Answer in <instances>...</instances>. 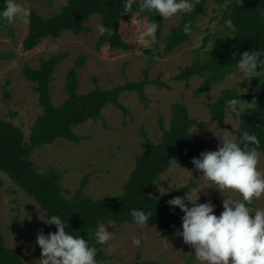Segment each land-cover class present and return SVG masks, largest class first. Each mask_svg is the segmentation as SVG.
<instances>
[{
	"label": "rangeland",
	"instance_id": "rangeland-1",
	"mask_svg": "<svg viewBox=\"0 0 264 264\" xmlns=\"http://www.w3.org/2000/svg\"><path fill=\"white\" fill-rule=\"evenodd\" d=\"M67 1L17 0L25 8L30 11L35 9L46 18L60 12ZM226 7V2L219 4L214 0L210 1L198 19L190 39L165 56L162 55L164 49L162 40L158 41L154 37L144 42L138 41L139 33L149 21L147 18L140 19L132 12L125 13L120 22L122 36L132 46L130 50L111 48L107 43L98 44L101 34L97 25L102 24L99 14L85 20L88 28L85 33L64 31L56 39L52 37L43 39L29 51L23 48L29 30V17L15 21L10 27L0 26V51L9 54L8 58L0 59V117L22 127L26 139L29 140L31 128L43 108L34 91V83L25 79L23 68L25 64L37 68L42 59L66 53V58L55 69L51 83L55 105H60L66 100L68 95L65 82L68 70L81 57H84V64L78 70L81 93L90 91L97 84L109 89L128 80H141L147 69L151 80L160 77L171 87L168 89L148 85L146 93L150 98L149 107L140 102L135 92H123L121 100L129 108V114L109 105L103 110V119L89 120L74 129L83 137L81 141L58 138L52 144L35 149L32 154L34 166L41 171L50 168L59 171L62 174L65 192L73 194L83 178L90 175L86 187L88 195L102 198L122 193L123 186L135 167L136 158L143 151L142 131L154 141L160 142L163 134L160 120H163L166 127L169 126L172 106L176 102L188 106L191 116L196 120L192 130L204 138V151L216 150L219 141L215 132L219 134L221 131H233L237 136L239 120L228 107L224 122L212 121L206 104L216 101L223 89L236 88L241 93L252 95L251 98L238 102L241 108L257 106L259 100L254 95L261 89V84H252L247 78L243 81L242 75L236 70L224 81L197 97L194 91L202 83V77H193L189 85L185 81L175 80L174 77L182 68L203 57L206 51L222 41L226 29L221 18ZM181 16L182 14H178L164 19L166 23L164 36L169 33L171 27L179 24ZM206 37L208 43L204 46ZM94 78H97V82ZM7 92L9 97L5 96ZM258 168L264 172L263 153L259 155ZM200 174L193 169L192 163H179L161 176L160 181L154 186V193L161 194V191H167L171 187L191 185L189 186L191 189L206 184L207 181L199 177ZM223 199L224 196L219 191L207 188L201 190L199 202L211 200L213 204H222ZM251 208L253 211L264 208V197L253 201ZM175 211L181 212L178 207ZM41 218L47 219L35 199L14 183L8 174L0 171V221L5 244L8 247L25 244L27 264H39L41 258V249L36 244L37 233L43 231L47 234L51 231V225ZM111 224L106 227L113 233V239L102 247L114 263L132 264L140 258L157 261L160 264H184L194 255L193 249L184 244L181 237L167 240L160 236L158 229L147 224L143 228L135 224L115 222ZM133 238L141 239L139 247L132 244Z\"/></svg>",
	"mask_w": 264,
	"mask_h": 264
},
{
	"label": "trees",
	"instance_id": "trees-1",
	"mask_svg": "<svg viewBox=\"0 0 264 264\" xmlns=\"http://www.w3.org/2000/svg\"><path fill=\"white\" fill-rule=\"evenodd\" d=\"M212 0H197L191 14H182L180 22L169 29L164 36L166 23L157 14H138L140 19L147 18L149 23L156 22L159 27L155 37L164 42L162 55L172 53L180 44L187 42L198 19L203 15L208 4ZM219 4L227 3L221 22L225 24L231 20L235 32L226 33L219 44L206 51L203 57L197 58L190 65L181 69L175 80L185 81L189 85L195 76L203 78L202 83L195 89L197 97L202 96L212 86L226 79L229 74L237 70L236 60L244 51H258L264 48V0H243L241 5L236 0H214ZM4 0L0 1L3 7ZM135 11L136 5L133 6ZM123 0H68L62 10L52 17H44L37 10L32 9L29 16V30L23 42L25 51L34 49L43 39L61 36L64 31H72L76 34L85 33L88 28L85 20L99 14L101 23L113 29V34L100 35L98 44H109L111 48L132 49L120 30V22L123 12ZM132 11V13H134ZM189 24L191 31L185 34L184 26ZM10 27L11 25L0 24ZM229 34L233 37H228ZM208 43L205 38L204 46ZM9 54L0 51V59H6ZM66 58V53L53 55L48 59H42L39 67L34 68L25 64L23 75L26 80L34 83V91L38 95L39 103L43 108L42 113L36 119L31 128L29 140L22 127L13 121L0 117V171L5 172L22 190L32 196L44 211L48 218L51 215H60L66 222L69 231L75 235H82L90 244L97 248L99 264H117L112 262L110 256L104 251L102 245L95 244L89 235L94 232L101 223L115 222L118 224H135L130 215L131 209L151 212L152 217L147 225L158 229L160 236L173 240L177 229L181 227L182 212L172 213L167 201L175 196H182L188 191L189 186L170 190L163 195L154 193V186L160 181L161 176L170 169L168 161L175 159L176 166L179 163H192L193 157H199L205 150V142L202 135L192 129L196 120L191 116L188 106L182 102H176L172 106V116L168 127L160 120V128L163 131L162 139L156 142L145 131L143 151L136 158L135 167L126 180L123 191L117 195H106L102 198H94L86 193L89 176L86 175L79 188L73 193L65 192L62 186V174L54 168L39 170L32 162V154L35 149L52 144L58 138L79 142L83 137L75 132V128L89 120L103 119V110L109 105L121 109L129 114V108L122 102L123 92H135L140 102L149 107L150 98L146 93V87L150 84L159 88L171 86L160 77L154 80L149 78L150 73L145 70L141 80H128L112 88H102L96 85L86 93H81L78 78V70L84 64L81 57L67 73L65 89L66 100L60 105H55L52 98L51 83L54 79V71ZM259 70V65H258ZM97 82V78H94ZM252 84H261V89L254 96L259 100L257 106L241 108L243 114L239 120L237 138L243 130L255 134L259 141V154H264V76L253 78ZM9 97V92L6 93ZM252 95L241 93L236 88H225L214 102H208L211 120L224 122L228 101H237L251 98ZM175 166V167H176ZM215 214L219 216L223 211L222 204L216 203ZM253 204L250 206L252 207ZM57 229L51 225V232ZM25 244L8 247L2 233L0 221V264H27L25 262ZM192 255L184 264H193ZM132 264H160L152 260L138 258Z\"/></svg>",
	"mask_w": 264,
	"mask_h": 264
},
{
	"label": "clouds",
	"instance_id": "clouds-1",
	"mask_svg": "<svg viewBox=\"0 0 264 264\" xmlns=\"http://www.w3.org/2000/svg\"><path fill=\"white\" fill-rule=\"evenodd\" d=\"M242 2L236 0L238 5ZM196 3L197 0H123V12L134 11L133 6L136 5L134 15L159 14L163 19H169L178 14H191ZM261 14L264 15V12ZM29 16L30 10L17 0H4L3 7H0V24L12 25ZM158 27L156 22L146 24L137 37L138 41L154 38ZM225 27L229 33L235 32L230 19L225 22ZM97 28L101 35L113 34V29L103 24L97 25ZM183 31L188 34L190 25L186 24ZM228 37L233 36L229 34ZM236 68L243 81L245 78L249 82L253 78L261 80L264 76V48L242 52L236 60ZM228 107L236 118L242 116L237 99L228 101ZM215 134L219 141L217 149L203 151L191 161L193 169L201 173L199 177L207 183L188 188L183 197L175 196L167 201L172 213L177 207L183 213L181 227L175 235L193 249L194 264H264V208L253 211L250 207L253 201L264 197V172L258 168L260 141L247 130H243L239 138L233 131ZM168 163L172 169L177 161L171 159ZM190 173L193 176L191 170ZM207 188H214L224 196L223 211L219 216L215 214L216 205L211 200L199 202L201 190ZM172 189L179 188L171 187L163 192L160 189L161 195ZM226 193L235 195L226 196ZM130 215L140 228L152 217L151 212L135 208L131 209ZM42 220L48 225H55L57 230L47 234L43 231L37 233L36 244L41 249L39 264H99L97 248L84 236L66 231L68 221L60 215H51ZM106 225L112 224L101 223L89 234L95 244L106 245L113 239V233L108 231ZM132 244L139 247L141 239L133 238Z\"/></svg>",
	"mask_w": 264,
	"mask_h": 264
}]
</instances>
